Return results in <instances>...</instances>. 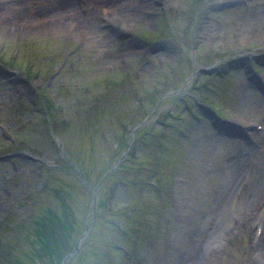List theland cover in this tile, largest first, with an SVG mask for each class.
<instances>
[{"label":"rangeland","instance_id":"rangeland-1","mask_svg":"<svg viewBox=\"0 0 264 264\" xmlns=\"http://www.w3.org/2000/svg\"><path fill=\"white\" fill-rule=\"evenodd\" d=\"M60 1L0 0V244L22 213L31 242L53 240L19 235L12 263L60 264L90 226L70 264H259L264 0H124L128 31L86 0L70 5L87 17L52 19Z\"/></svg>","mask_w":264,"mask_h":264},{"label":"bare ground","instance_id":"bare-ground-1","mask_svg":"<svg viewBox=\"0 0 264 264\" xmlns=\"http://www.w3.org/2000/svg\"><path fill=\"white\" fill-rule=\"evenodd\" d=\"M72 1H74V0H61L59 2V5H61L62 8H66V6H67V8L64 10V12H62L60 14L59 13L52 14L53 17H51V18L52 19L53 18H57V17H59V16H61L63 14L72 15L74 19H78V20H80L81 17H84L85 15H83L81 12L82 11H86V13H87L88 9L83 10L82 6L81 7L78 6V8H77V6H71L70 2H72ZM224 1H226V0H221L220 3H223ZM123 2H124V0H100V3L96 4V3L92 2L91 0H89V1L86 0L85 1V3H88V4L92 5V6L94 5L93 8H95L97 11H101L103 7L106 8V9H103V10L104 11H108V12L109 11L115 12L116 9H118L119 11H123L122 12L123 16H120V17H123L125 19V21H126L127 19L125 17H127V16H126V12L125 11H127V7L128 6L120 7V5ZM105 3L107 5H105ZM118 7H120V8H118ZM39 9H42V8H39ZM10 11L13 12V13L14 12L16 13V9L15 10L14 9H10ZM86 13H84V14H86ZM93 13H94L93 14V16H94L95 15V11ZM85 17H87V16H85ZM24 19H25L24 21H25V27L26 28L35 26V23L38 21L36 16L31 15V14L24 16ZM81 20H85V18L81 19ZM5 21H8V20H7L6 16L3 13H1L0 14V31H4L7 28L5 26ZM40 21H43V19L40 20ZM252 24H254V28L259 30L260 33L264 32V14H258V18L255 20V22H252ZM98 31H99L98 36H100V37H102V35L107 34L104 29H100ZM238 174L239 173H237L236 176H234V177L235 178L238 177L239 176ZM234 175H235V173H234ZM262 177L264 178V176H262ZM263 178H262V182L264 180ZM263 187L264 186H262V184L260 186H255L252 189V192L254 193L256 190H260V188H263Z\"/></svg>","mask_w":264,"mask_h":264}]
</instances>
